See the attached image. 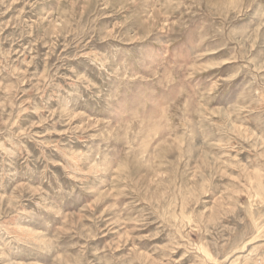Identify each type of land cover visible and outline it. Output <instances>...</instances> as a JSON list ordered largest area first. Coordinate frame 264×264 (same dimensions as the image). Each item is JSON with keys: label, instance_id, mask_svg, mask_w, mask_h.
Instances as JSON below:
<instances>
[{"label": "rangeland", "instance_id": "374dc122", "mask_svg": "<svg viewBox=\"0 0 264 264\" xmlns=\"http://www.w3.org/2000/svg\"><path fill=\"white\" fill-rule=\"evenodd\" d=\"M0 264H264V0H0Z\"/></svg>", "mask_w": 264, "mask_h": 264}]
</instances>
